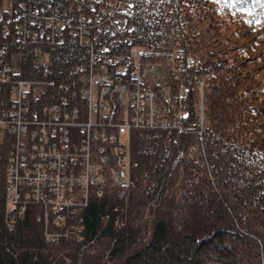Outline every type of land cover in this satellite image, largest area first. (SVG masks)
Segmentation results:
<instances>
[{"label":"trees","instance_id":"16d2710c","mask_svg":"<svg viewBox=\"0 0 264 264\" xmlns=\"http://www.w3.org/2000/svg\"><path fill=\"white\" fill-rule=\"evenodd\" d=\"M219 1L133 0L132 45L147 57L181 49L184 130L130 131L127 196L109 185L91 194L81 223L59 227L68 231L58 246L44 243L32 205L7 229L0 144V264H264V0H225L223 10L240 13L234 32ZM22 53L26 71L31 56ZM73 53L52 47L50 77L67 81ZM193 75L207 84L199 135Z\"/></svg>","mask_w":264,"mask_h":264},{"label":"built area","instance_id":"2783aa9c","mask_svg":"<svg viewBox=\"0 0 264 264\" xmlns=\"http://www.w3.org/2000/svg\"><path fill=\"white\" fill-rule=\"evenodd\" d=\"M132 11L133 0H44L0 6V144L9 147L6 173L14 168L21 183L13 188L7 181V194L14 192L12 206L18 216L29 202L39 205L45 229L81 221L78 208L89 198V188L100 184L96 177L100 164L114 157L119 168H111L113 182L121 189L119 197L125 193L130 180L121 168L130 131L174 128L162 103L185 95L178 93L180 87L176 90L181 86L179 66L174 64L177 51L154 53L148 64L142 61L145 50L132 45ZM55 45L79 49L65 82L50 77ZM24 48L32 61L26 71L21 65ZM148 67L155 72L161 67V75L168 72L170 95L148 83L142 72ZM152 106L161 121L155 117L150 126L147 109ZM186 115L180 110L173 117L178 131L184 130L181 118ZM123 134L127 139L120 138ZM50 147L57 153L48 151ZM85 161L90 169L83 170ZM84 171L89 177L82 183ZM36 174L40 181L34 180ZM37 186L40 197L35 195ZM78 187L82 191L75 193ZM62 234L53 238L59 240Z\"/></svg>","mask_w":264,"mask_h":264},{"label":"rangeland","instance_id":"374dc122","mask_svg":"<svg viewBox=\"0 0 264 264\" xmlns=\"http://www.w3.org/2000/svg\"><path fill=\"white\" fill-rule=\"evenodd\" d=\"M55 1H59V0H55ZM0 6H2L3 8H8L10 6V0H1ZM223 6H225L226 8H229V5H228V3L225 0L219 1L217 3L218 13H219L220 17L224 18V20H225V28L228 29L229 31L234 32V31H236L235 27H236L237 24H234L233 22H237L239 20L240 13H238V11L235 12V11L223 10V8H222ZM229 17H231L232 19H230ZM172 49H175L177 51V54L175 55L176 56L175 57V62H174V64H176L178 62V58L180 57L179 53L181 52V49L179 47H176V46H173ZM145 53L147 54L146 50H145ZM145 53L143 55L142 61H144L146 64H148L149 61L150 62L153 61L152 59H153V55L154 54H152L149 57H147ZM21 57H22V55H21ZM21 65H22V58H21ZM148 68L149 69L145 68L142 71L144 73L145 78L147 79L148 83L151 86L152 85H155V86L159 85V87H160L159 90H165L166 92H169V95H170V92L172 91L173 85L171 84V81L169 79L168 72L162 71V75H161L160 74L161 73V67L159 68L158 72H155L154 71L155 69H152L151 67H148ZM68 74L69 73H67V75ZM261 74H262V71L259 72V75H261ZM192 77H196L195 78L196 79V83H194L195 86H196V95H195V97H194V99L192 101V106L194 108V116H193V118H194L195 122H198V124L195 123L196 126H197V129L195 130V132H196L197 135H199V134H201V130L203 129V122H204V100H203V98H204V88L206 87L207 84H206V82L203 79L200 78L199 75H197V76L193 75ZM160 80H161L162 83L160 82ZM164 85H165V87H164ZM179 87H180V91L178 93L186 95V93H187L186 92V88L181 85V86L176 87V90H178ZM178 93H177V95H178ZM185 95H184V97L181 100H178L179 102L176 101V100L173 101V99H172L170 101H164L162 103L163 108H165V110H167V112L170 113V114H167V115L169 116V120H171L174 123V128H172V127H167L168 129L149 128L148 131H162V130L171 131V130H177V126L178 125H177V122L175 120H173V117L176 115L177 111H180V110L184 111L182 106H183V99L185 98ZM172 110H174L173 113H171ZM147 111H148L147 115H148V119H149L148 124L150 126L153 125V124H150V123H151V120H155V117H156L157 120L161 121V118H159V116L157 115V112L154 110L153 106H152V110H150V109L148 110L147 109ZM184 112H186V111H184ZM186 114H187V112H186ZM159 115L161 116V114H159ZM164 115H165V113H164ZM71 127H75V126L71 125ZM136 130H142V129H136ZM79 138H81V135L79 136ZM120 138L123 139V140L127 139V134H123L122 136H120ZM6 148H7V146H6ZM124 149H126V151H124V153H123L125 166L122 167L121 169H125L126 170V172L128 174V178L130 180V177H129L130 144L129 145L126 144ZM48 151H50V152H52L54 154L57 153L56 148H52V147H50L48 149ZM8 152H9V147L7 148L6 163H5V169H4V207H3V215H4L5 224L7 225V229L13 231V229H15L16 221L19 220L20 218H22L23 214L18 216L16 214V210L17 209H14V207L12 206L14 204V198H15L14 197V195H15L14 192H13V194L10 193V196L7 194V184H8V182L11 183V186H13V188H18V186L21 185V183L19 182L20 178L16 180L17 176L15 175L14 168L11 169V172L9 171V175L6 173V171L8 170V167H9V163H8L9 154H8ZM64 153H66V152H64ZM91 156L94 157L92 155V153H91ZM94 162L98 163V160L96 159ZM82 164H83L82 165L83 166V170H85L87 168L90 169V167H91L90 163H87L86 161L84 163H82ZM117 164H118V158L117 157H114L113 160H110L106 164H103V165L100 164V169L98 170V173L96 174V177H99L97 179V182L100 183V184H98L97 186L90 187L89 190H88V195L90 193L92 194V192H96V191L97 192L94 194L95 196L101 195L103 193L104 189L106 188V186L109 185L110 187L114 188L115 194L119 197L121 189L117 185H115V183L113 182V180H114L113 179L114 172L111 170V168H114V167H116V169L119 168V166H117ZM107 171L109 173H107ZM100 172H101V174H100ZM33 177H34L35 181H40L42 179L39 174H36ZM88 177L89 176H87V174H85V171H84L83 172V176L81 177L82 183H84L88 179ZM30 179H31V181H33L32 177H28L26 180L29 181ZM100 186H101V188H100ZM37 189H38V186L35 188V191H36L35 195L40 197V193L41 192L38 191ZM26 191H27V189H26ZM81 191L82 190L81 189L79 190V187L74 190L75 193H78V192H81ZM127 192H128V189L125 191V193L121 197L122 198L126 197L127 196L126 194H128ZM6 195H7V199H6ZM83 203H85V204H83ZM88 203H89V198L87 197V199H86V197H85L83 199V202L81 203L82 206L80 205V207L78 208V214H82V211L87 207ZM28 205H32V206L35 207V218H36L37 221H40L42 223V226H43V240H44L45 244L55 247V246H58L63 239L67 238L68 229L67 230L60 229L59 227L61 226V223L59 225H57V226L54 225L55 223L51 224V227L47 226L49 228L45 229V226H44V223H43L44 222L43 221L44 218H43L42 213H39V212L36 213V209H39L38 208L39 205H33V204H31L29 202L26 205V208H27ZM146 214L147 213L145 212V214L143 216V219L147 216ZM39 216H41L43 219L42 218L39 219ZM80 223H81V221H80ZM80 223L78 222V224H80ZM120 225H122V223H120ZM67 228H69V227H67ZM53 232H56V233H53ZM61 233H63L62 234L63 236L59 237V240H56L55 238H53V235L61 234ZM148 235H149V233L147 234V236ZM46 239H50L51 242H49V241L46 242L47 241Z\"/></svg>","mask_w":264,"mask_h":264}]
</instances>
